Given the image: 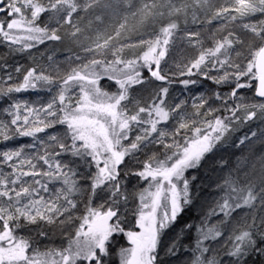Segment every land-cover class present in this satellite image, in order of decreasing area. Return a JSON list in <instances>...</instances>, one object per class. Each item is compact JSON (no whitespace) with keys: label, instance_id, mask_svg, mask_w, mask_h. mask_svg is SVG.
Returning a JSON list of instances; mask_svg holds the SVG:
<instances>
[{"label":"snow or ice","instance_id":"snow-or-ice-1","mask_svg":"<svg viewBox=\"0 0 264 264\" xmlns=\"http://www.w3.org/2000/svg\"><path fill=\"white\" fill-rule=\"evenodd\" d=\"M100 4L0 0V44L8 48L6 56L65 39L84 53L66 57L63 64L49 55L48 65L37 63L26 70L17 65L15 72H23L18 82L9 83L11 73L0 79V96L12 99L2 110L0 141H31L0 149V166L10 170L0 168V264H107L114 234H122L129 245L120 248L119 264H158L164 236L193 203L189 170L198 168L235 124L264 119V0H123V15L111 31L86 35L80 14ZM198 12L210 13L209 24L223 22L208 36L211 46H205L201 32L185 31L197 54L176 64L175 72L166 69L180 17L191 15L196 23ZM45 13L49 22L41 23ZM256 16L260 18L251 19ZM91 25L89 20L86 27ZM237 28L250 35L241 36ZM0 59V68H7L6 58ZM177 74L200 76L230 91L193 96L191 111L185 99L170 103L165 86L147 100L132 95L148 77L171 84ZM104 78L115 85L114 91L100 86ZM179 82L185 87L198 83L190 78ZM242 89L252 90L253 96L242 94ZM27 91L51 95L39 102L11 95ZM213 100L219 102L217 107ZM57 126L64 130L48 132ZM150 145L156 150L140 159L138 154ZM129 160L137 167L130 168ZM82 166L85 171H80ZM130 176L143 182L133 193L126 185ZM82 181L88 182V189ZM217 187L218 199L208 213L217 222L205 217L199 225H185L184 230L197 232L191 264H224L221 251L231 258L229 264H247L250 256L264 264V158L258 176L229 172ZM86 190L84 211L75 215L77 197ZM100 193L102 202L96 203ZM130 198L136 204L131 227ZM242 209L249 211L228 236L229 246L213 248ZM57 232L59 246H40L37 238ZM181 238L169 241L168 253L176 254Z\"/></svg>","mask_w":264,"mask_h":264},{"label":"rangeland","instance_id":"rangeland-1","mask_svg":"<svg viewBox=\"0 0 264 264\" xmlns=\"http://www.w3.org/2000/svg\"><path fill=\"white\" fill-rule=\"evenodd\" d=\"M110 4L112 6V10L110 13V17L105 18L100 16L101 12L99 10L101 7V4L99 7L94 8L89 13H81V16H84L85 18L80 21V25H82V28H85V34H93L96 30L104 31L107 29L108 31H111L114 27H111L108 25L112 18L115 15H119L120 13V7L121 6V0H110ZM179 2V0H177ZM104 5L102 6V9L107 5L106 0H103ZM101 2V3H103ZM181 2H184L182 0ZM180 2V3H181ZM186 2L191 3V0H186ZM104 10H102L103 12ZM96 16H100L101 20L97 21L95 19ZM112 16V17H111ZM121 17V16H120ZM210 17V13L208 15H205L203 12L197 13V21L196 23H193L191 15H189L187 18L180 17L179 24H180V31L177 33L176 42L173 46V49L170 53V56L168 57V62L165 65L166 69H171L173 72L176 70V64H180L186 59L191 58L197 54L196 49H194L185 38V31H199L202 33V39H204L205 46H211V40L208 39V36L212 31L217 29L223 22L220 20H213L211 24L207 23L208 18ZM105 18V21H104ZM119 18V17H118ZM116 20L118 22L120 19ZM259 16L252 17L251 19L257 20L259 19ZM92 21L91 29H88L86 26L88 25V21ZM82 22V23H81ZM106 23V24H105ZM54 24V23H53ZM67 26H65V29ZM65 29H61V35L64 34ZM236 31L241 36H248L250 34L245 33L242 29L237 28ZM83 39V37H81ZM74 53L80 54L81 56H84V53L82 52L81 48L78 47L75 44H72L67 39H65L62 42H46L45 44L38 45L37 49L32 50V53L29 55V53H23V54H14L11 55L12 59H15L16 57H22L26 58L30 64L31 61H33V65L36 66L37 63L42 65H48L50 62L48 61L47 57L49 55H52L54 57V60L58 63H64L66 57H69L73 55ZM27 54V55H26ZM43 54V55H41ZM31 57H35L36 59L33 60ZM32 59V60H31ZM18 61V60H17ZM16 61V62H17ZM67 66L66 64L64 65ZM144 71V75L147 77L148 73L146 70ZM176 76H179L178 74ZM201 79L202 77L196 76ZM201 83H198V94H205L210 95L214 91H223L227 92L230 91V88L223 87L219 88L218 86L212 84L210 81H200ZM205 82V83H204ZM100 86L106 90L114 91L115 85L108 81L106 78L102 79L100 81ZM165 86L169 88V95L168 100L170 103L178 102L180 99H185L188 101L187 107L188 110L191 111L192 108L190 106L193 103L192 95L193 90H189L191 92H188L186 95L182 94L181 91L178 90V84L171 85L164 82L155 81L151 77H148V82L145 83L142 86H136L133 89L132 95L134 98H142L144 100H147L155 91H158L159 87ZM242 94L247 95L249 97L253 96V92H249L248 89H242L240 90ZM14 96H17V94H13ZM191 95V96H190ZM47 96V95H46ZM50 96L43 97L38 96L36 99L33 97L30 99V97L26 98H16L18 100H29V101H37L42 98L44 101H47ZM213 107H217L219 105L218 101H211L210 102ZM7 104V103H6ZM5 105V102L2 98H0V119H4L5 116L3 114V108L7 107ZM219 114V113H218ZM64 129L62 126H57L55 129H49L48 132H62ZM256 132V136H252L251 133ZM41 136H44V133L40 134ZM245 136L250 137V139L245 140L244 144H240V140L243 139ZM30 138H18L15 141H9V142H2L0 141V149H7L11 147H16L17 145H25L27 143H30ZM157 148L156 145H150L147 149H145L142 153L138 154L140 159L146 158V155H151L152 151H155ZM233 152V154H232ZM239 152V153H238ZM65 160L73 159L72 157H62ZM264 158V119H261L259 116L255 118L253 121L247 122V123H237L234 125L233 130L228 135L227 139L220 144L212 153H209L205 156V158L202 160L200 166L198 168L189 170L187 173L188 179L197 181V186L202 185L205 188L209 190V192L206 194V198L204 201H200L201 195L197 193V191H194L193 197H195L197 201L194 203V208L199 213V219H204L208 213L212 210V208L215 207V200L218 199L217 192H215V188H217V185L223 182L224 178L227 176V173L230 171L233 173V175H240L241 177L245 173H255L257 176L260 171V162L261 159ZM129 167L135 168L137 167V164L133 160H129ZM4 171H10L6 167L0 166ZM86 166H82L80 168V171H85ZM239 170V171H238ZM199 172H201L199 174ZM200 175V178L198 177ZM82 186H84L86 189H88V182L82 181ZM126 185L130 193H133L135 191H138L140 187L143 185V182H138V178L134 176H130L126 178ZM59 186V185H57ZM205 194V193H204ZM89 195V191H85L81 196L77 197V200L79 201L78 209L75 210V215H81L84 211V206L87 203V197ZM104 194L100 193L97 197H95L96 203H101ZM129 208V220L131 221V224L129 225L134 226V219L131 215V210H133L136 207V204L132 202L131 198L129 200V204L127 206ZM123 210V209H122ZM248 209H242L239 210L235 214V218L233 219L232 225H230L225 230V235L222 239H219L218 241L214 242L211 246L215 249H226L229 245L226 244V241L228 240V236L231 234L233 228L237 227L239 224L243 223V218L247 215ZM259 211V210H257ZM250 219V217H249ZM210 222H217L216 217H210ZM33 227V226H30ZM173 228H170L166 235L164 236L163 243L161 244L159 248V259L167 258L166 262L164 264H175L174 261L169 257V253L167 252L166 245L169 244V241L172 240L168 237V234L171 233ZM25 232L27 233V229H25ZM51 238H37L41 241L40 246L43 248L44 245H51V246H59L61 244V236L57 232L56 235H51ZM173 238H175V234L173 235ZM128 242L126 237H124L122 234H114V236L111 238V242L109 245V252L110 255L108 257H105V260L107 264H119V250L121 247H128ZM211 255L212 253H208ZM221 257L223 258L224 264H229V261L231 260L229 257L223 255V251H221ZM181 261H185V258H181Z\"/></svg>","mask_w":264,"mask_h":264},{"label":"trees","instance_id":"trees-1","mask_svg":"<svg viewBox=\"0 0 264 264\" xmlns=\"http://www.w3.org/2000/svg\"><path fill=\"white\" fill-rule=\"evenodd\" d=\"M182 0H179V2L177 1V3H180ZM101 2H103V0H101ZM110 0H106V3L107 5L110 4ZM104 5V2L101 3V7L99 10L101 12L100 16L102 17H105L108 19V17H110V13H111V10L113 9L112 7H104L102 9V6ZM121 6L120 7V13L119 15L122 17L123 15V0H121ZM102 10H104L102 12ZM118 16V15H115V16H111L112 18H110L111 22L108 24L110 25L111 27H114V25L117 23L116 20L117 18L118 19H121V17ZM105 18H104V21H105ZM41 23H44V22H49L48 21V14L45 13L42 17H41ZM54 23V22H52ZM82 23V22H81ZM106 24V23H105ZM82 26V25H80ZM24 59L26 60V58L24 57ZM27 62H25L24 60H21L19 63L17 61H12V67H16L17 65L21 66L22 69H27L28 66H29V61L26 60ZM1 64V63H0ZM194 79V80H197L198 83H201L200 81H205L206 79H199V77H196V76H193V77H180V76H174L173 77V83H171V85H176L178 84V90L181 91L182 94L186 95L188 92H191L189 90H193L194 88V91H193V96H196L198 93V90H197V87H198V83L195 84V85H188L187 87H185L184 85H182L179 81L181 79ZM0 79H3V74H2V68H0ZM205 83V82H204ZM249 92H252V90H249ZM40 94V93H38ZM43 97H47L45 96V93L44 95H42ZM219 114H222V113H219ZM230 172V171H229ZM229 172L227 173V175L229 174ZM221 184V183H220ZM197 184L195 183V179L194 180H191L190 181V188H191V192L193 193L194 191H198L197 193L199 195H201L202 198H200V201H204V199L206 198V194L209 192V190L207 188H205L204 186H200L197 187L196 186ZM201 189V190H200ZM215 192H217V196H218V187L215 188ZM205 193V194H204ZM192 197H193V194H192ZM196 194H195V197H193V203H191L190 205L186 206L185 207V210L178 216L175 224L171 227L173 228L171 233L168 234V237L171 239H174L173 238V235L175 234V238L177 237H182L180 240H179V243H178V248H177V251H176V254L175 255H172L170 254L169 257L174 261L175 264H191V260L193 258V249L195 247V240H196V237H197V232H196V229L193 228L191 229L190 231H187V230H184L185 229V225L187 224H196V225H199L201 220H198L199 219V213L196 211V209L194 208V203L197 201L196 199ZM208 217V215L206 216ZM210 217H208L209 219ZM207 243V242H206ZM209 255V254H207ZM181 258H185L186 260L184 261H181L182 259ZM231 259V258H230ZM167 258H163V259H159L158 261V264H164L166 262ZM247 264H260V261L257 260L255 257H248V260H247Z\"/></svg>","mask_w":264,"mask_h":264},{"label":"flooded vegetation","instance_id":"flooded-vegetation-1","mask_svg":"<svg viewBox=\"0 0 264 264\" xmlns=\"http://www.w3.org/2000/svg\"><path fill=\"white\" fill-rule=\"evenodd\" d=\"M35 49H37V47L31 49L29 55L32 53V50H35ZM7 52H8V48L5 45L0 44V57L6 58L7 65H8L7 68H2L3 78L5 77V75L7 73H11L13 75V80L12 81H9V83H15V82H18L19 80H22L23 72H21L20 74H17L15 72V67L11 68L12 67V61L14 62V61H17L18 60V63H19L21 60H24L25 62H27L26 61L27 59L25 60L22 57H16L15 59H12L11 56H6V53ZM0 63L3 64L4 63V60L3 59H0ZM33 63L34 62L31 61V63L29 64L28 67H34ZM24 70H26V69H24ZM38 93H40V94H38ZM44 93H45V96L47 95V97L51 95L47 91H27V92L16 93L17 96H14L13 95L15 93H13L11 95H12L13 98L14 97H16V98H26V97H30V99H31V98L34 97L36 99L38 96L44 95ZM0 98H2L4 100L5 105H7V104L9 105L12 102V99L9 98V97L0 96Z\"/></svg>","mask_w":264,"mask_h":264},{"label":"bare ground","instance_id":"bare-ground-1","mask_svg":"<svg viewBox=\"0 0 264 264\" xmlns=\"http://www.w3.org/2000/svg\"><path fill=\"white\" fill-rule=\"evenodd\" d=\"M188 106H189V105H188ZM190 108H191V106H190ZM188 109H189V108H188ZM238 153H239V152H238ZM232 154H233V152H232ZM139 158H141V157H139ZM200 173H201V172H199V174H200ZM232 174H233V173H232ZM198 177L200 178V175H198ZM196 181H197V180L195 179V183L197 184ZM196 186H197V185H196ZM199 186H200V188H201L202 185L199 184ZM199 186H197V187H199ZM200 190H201V189H200ZM197 192H198V191H197Z\"/></svg>","mask_w":264,"mask_h":264},{"label":"water","instance_id":"water-1","mask_svg":"<svg viewBox=\"0 0 264 264\" xmlns=\"http://www.w3.org/2000/svg\"><path fill=\"white\" fill-rule=\"evenodd\" d=\"M258 99V98H257Z\"/></svg>","mask_w":264,"mask_h":264}]
</instances>
